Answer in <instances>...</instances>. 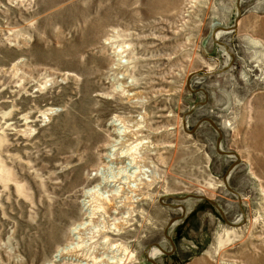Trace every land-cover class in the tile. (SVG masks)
Instances as JSON below:
<instances>
[{
    "label": "rangeland",
    "instance_id": "374dc122",
    "mask_svg": "<svg viewBox=\"0 0 264 264\" xmlns=\"http://www.w3.org/2000/svg\"><path fill=\"white\" fill-rule=\"evenodd\" d=\"M111 176L113 240L84 209ZM157 244L158 264H264V0H0V264H154Z\"/></svg>",
    "mask_w": 264,
    "mask_h": 264
},
{
    "label": "bare ground",
    "instance_id": "6f19581e",
    "mask_svg": "<svg viewBox=\"0 0 264 264\" xmlns=\"http://www.w3.org/2000/svg\"><path fill=\"white\" fill-rule=\"evenodd\" d=\"M127 157V156H125ZM119 169V168H118ZM115 170V169H114ZM117 173V172H116ZM116 175V174H115ZM118 175V174H117ZM99 178V177H98ZM104 182H99L98 184L94 185V186H90L87 190H85L84 194L86 195L87 198H90V200H88L85 203V207L84 209H86V213H87V218L88 217H92L93 214L96 213H101L102 216L106 215V217H114L111 219L109 218V220H113L112 223L109 224V226L105 225L104 227V234L105 236H108L107 239H112L114 236H122L124 234V227H121V220L119 218V223L114 221L115 219V213H121V219L122 218H127L128 219V215L126 213L127 210L126 207L129 204H126V196H123L122 193L124 192L121 187L120 184H125V182L122 180H120L119 177L117 176H111V177H105ZM125 180V179H124ZM121 181V182H120ZM127 181V180H126ZM90 182V181H89ZM79 183V181H75V184L77 185ZM103 183V185H102ZM71 185V184H70ZM68 186V185H67ZM75 186V185H74ZM122 186V185H121ZM106 188L102 189V188ZM110 187V189L108 190L107 188ZM131 187V186H130ZM69 188V187H68ZM139 190V188H138ZM135 191V189H134ZM137 191V190H136ZM133 192V190H132ZM128 195V194H127ZM140 198V197H139ZM130 201V200H129ZM129 203V202H128ZM74 204V202H73ZM62 206V205H61ZM78 209V208H77ZM82 209V211L84 210ZM181 209V208H180ZM123 211V212H122ZM72 215V212L70 211V207L68 209H58L57 210V214L55 215V217L48 222V225H44L46 226L42 232V235H47L48 237L51 238L50 235L52 236H57L58 233H60V223L67 220L68 221V217L70 215ZM98 215V214H97ZM99 216V215H98ZM101 216V217H102ZM51 217V216H50ZM53 217V216H52ZM93 218V217H92ZM49 219V218H48ZM101 219V218H100ZM117 220V219H116ZM48 221V220H47ZM88 221V220H87ZM91 221V219H90ZM95 221V218L94 220ZM60 222V223H59ZM125 222V221H124ZM86 223V222H85ZM91 223V222H89ZM66 224V223H65ZM81 224V223H80ZM80 224H77L76 226H74L71 231L74 233L78 232V229L80 228ZM88 225V224H87ZM90 225V224H89ZM92 225V224H91ZM86 226V225H85ZM87 227V226H86ZM85 227V228H86ZM83 228V227H81ZM97 232V231H96ZM64 234V233H63ZM73 234V233H72ZM99 234V233H98ZM63 236V235H62ZM46 237V236H45ZM79 237V236H78ZM48 238V239H49ZM54 239V238H53ZM57 239V238H56ZM80 239V238H79ZM111 240V241H112ZM45 241V240H44ZM49 241V240H48ZM82 241V240H81ZM107 241V240H105ZM110 241V240H109ZM110 241V242H111ZM51 242V241H50ZM54 242V241H52ZM55 242L57 243V241L55 240ZM114 241H112L113 243ZM110 244V243H109ZM77 244H75L76 246ZM81 246V245H80ZM74 248V246H73ZM73 248L72 251H76ZM79 247H77L78 249ZM82 248V247H81ZM70 246L69 245H64L62 248H60L58 251L61 254H67L69 253V251L71 252ZM82 251V250H81ZM85 252V251H84ZM161 253L160 248L157 247H152V249L150 250V256L151 257H155L157 254ZM88 254V253H87ZM72 255V254H71ZM81 255V253H80ZM80 255L74 254L73 256L75 257L76 260H78L77 264H90L88 261H83V256H81V258L79 257ZM85 255V253H84ZM89 256V255H88ZM85 259V258H84ZM74 260V259H73ZM93 261V260H92ZM115 261V260H114ZM92 264V263H91Z\"/></svg>",
    "mask_w": 264,
    "mask_h": 264
},
{
    "label": "water",
    "instance_id": "95a60500",
    "mask_svg": "<svg viewBox=\"0 0 264 264\" xmlns=\"http://www.w3.org/2000/svg\"><path fill=\"white\" fill-rule=\"evenodd\" d=\"M237 24H238V19L236 20L235 25H234L233 27H236ZM214 73H215V72H208V71H206V72L204 73V75H212V74H214ZM193 75H197V73H192V74L189 76L188 83H189V81H190V79H191V77H192ZM202 121H208V122H209V123H210V124H211V125L217 130V131H218V133H219V137H218V139H217V144H216V146H217V151H218L219 153H226V154H228V155H234V156L237 157V161H235V163L232 164V166L228 169L227 173H226V174L224 175V177H223L224 183L226 184V186L228 187V189H229L230 191L236 193L235 190L232 189V188L228 185V178H229V176H230V172H231L232 168L238 163L240 157L238 156V154H236V153H234V152H225V151L222 150V148H221V146H220V145H221V140H222V131H221L220 127H219V126H218V125H217V124H216L211 118L206 117V118H203L202 120H200V121L196 124V126L192 129V132L195 131V130L197 129V127L202 123ZM193 196H196V195H186V196H184V197H180L179 199H180V200H184V199H186V198H188V197H193ZM198 198L206 199L207 201H209L210 203H212V204H213V205L219 210V212L225 217V214H224L223 209L220 207V205H219L217 202H215L214 200H212V199H210V198H208V197H206V196H199ZM175 206L178 207V208H181L182 211H183V213H182L181 216H176V217L170 219L168 225H167L166 228H165V235H166V237L170 240V242H171V244H172V251L175 250V247H176V246H175L174 239L168 234V229L174 224L175 221H177L178 219H180V218L185 214V211H186V208H185L184 205H180V204H178V205H175ZM156 246H157L158 248H160V251H162V252H164V253H166V254H171V253H172V251H166V250H164L159 244H157ZM151 249H152V246H149L148 250L150 251ZM147 259H148L149 261H151L152 263H154V264H158V263L154 260V258L150 256V252L147 253Z\"/></svg>",
    "mask_w": 264,
    "mask_h": 264
}]
</instances>
